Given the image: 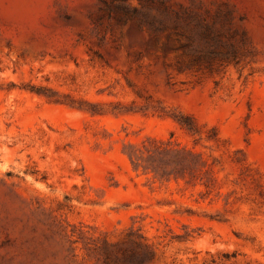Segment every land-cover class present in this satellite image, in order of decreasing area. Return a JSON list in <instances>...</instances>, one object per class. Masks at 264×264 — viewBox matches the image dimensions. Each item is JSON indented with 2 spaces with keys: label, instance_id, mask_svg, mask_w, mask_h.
Segmentation results:
<instances>
[{
  "label": "rangeland",
  "instance_id": "374dc122",
  "mask_svg": "<svg viewBox=\"0 0 264 264\" xmlns=\"http://www.w3.org/2000/svg\"><path fill=\"white\" fill-rule=\"evenodd\" d=\"M0 264H264V0H0Z\"/></svg>",
  "mask_w": 264,
  "mask_h": 264
}]
</instances>
